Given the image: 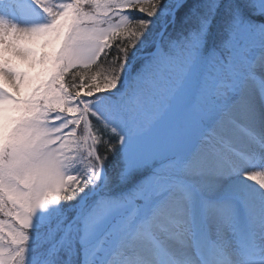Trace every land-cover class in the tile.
<instances>
[{
    "label": "snow or ice",
    "instance_id": "1",
    "mask_svg": "<svg viewBox=\"0 0 264 264\" xmlns=\"http://www.w3.org/2000/svg\"><path fill=\"white\" fill-rule=\"evenodd\" d=\"M0 217V264H264V0H0Z\"/></svg>",
    "mask_w": 264,
    "mask_h": 264
},
{
    "label": "trees",
    "instance_id": "2",
    "mask_svg": "<svg viewBox=\"0 0 264 264\" xmlns=\"http://www.w3.org/2000/svg\"><path fill=\"white\" fill-rule=\"evenodd\" d=\"M106 67H107V65L104 64L103 58H101V60L98 62V65L92 66V67L90 68V70H86V69H84V68L81 67V68L76 69V70H74V71L85 72V73H87L88 75H91V74H95V73L98 72V71L103 70V69L106 68ZM66 78H67L69 81H71L72 76H71V75H68ZM77 82H79V81H77ZM102 150H103V149H101V151H102Z\"/></svg>",
    "mask_w": 264,
    "mask_h": 264
},
{
    "label": "rangeland",
    "instance_id": "3",
    "mask_svg": "<svg viewBox=\"0 0 264 264\" xmlns=\"http://www.w3.org/2000/svg\"><path fill=\"white\" fill-rule=\"evenodd\" d=\"M21 70H25V69L23 68V66H21ZM0 219H5V220H7L8 218H7V217H0Z\"/></svg>",
    "mask_w": 264,
    "mask_h": 264
},
{
    "label": "bare ground",
    "instance_id": "4",
    "mask_svg": "<svg viewBox=\"0 0 264 264\" xmlns=\"http://www.w3.org/2000/svg\"><path fill=\"white\" fill-rule=\"evenodd\" d=\"M251 183V182H250Z\"/></svg>",
    "mask_w": 264,
    "mask_h": 264
}]
</instances>
